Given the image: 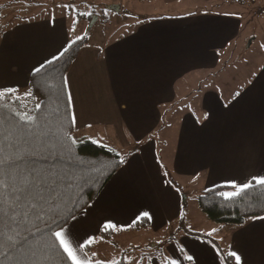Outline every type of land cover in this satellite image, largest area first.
<instances>
[{"label":"crops","instance_id":"obj_1","mask_svg":"<svg viewBox=\"0 0 264 264\" xmlns=\"http://www.w3.org/2000/svg\"><path fill=\"white\" fill-rule=\"evenodd\" d=\"M141 1L156 8L154 17L139 19L131 34L111 43L107 41L108 44L104 40L100 42L99 32L95 33L94 42L87 37L66 73L75 135L90 134L94 126L105 127L107 131L110 128L114 134L119 133L122 146L129 147L140 137L161 129L158 125L163 116L158 103L183 95L177 82L198 70L214 68L220 60L218 49L232 44L237 56L243 58L247 50H253L260 54L259 62L243 66L251 71L242 77L223 80L224 85L235 86L228 96L205 91L202 125L196 120L184 122L187 132L173 162L193 179L203 181V188L213 186L210 181L214 185L242 186L253 177H264V7H260L264 6V0H254L255 4L258 2L256 8L245 19L238 12L211 9L210 4L216 0H126L132 4ZM230 1L235 4L234 0ZM214 4L221 5L222 1ZM115 6L116 3L101 4L104 10ZM101 20L105 21L106 16L102 15ZM244 20L251 24H245ZM48 23L17 25L11 35L10 50L23 53L31 47L36 52L29 44L42 37L49 39L44 54L59 47L64 49L70 40L65 16L58 15L54 22ZM38 57L37 66L46 62ZM33 60V56L28 58V62ZM37 66L27 72L28 77ZM8 70H15L14 66L7 68L0 64V89L9 88ZM84 136L92 140L91 136ZM151 140L133 147L107 182L103 207L111 215L97 222L93 218L102 211L90 207L81 214L87 219L75 216L60 231L70 246L73 236L80 237L76 246L81 250L78 258L82 264H90L83 259L87 252L80 246L88 242L91 230L101 231L102 226L115 224L114 219L119 217L125 219L124 229L117 230L128 240L124 248H118L119 256H125L124 264L140 247V243L128 237L140 235L148 227L168 229L167 239L159 236L148 242L156 248L150 252L148 264L167 260L174 264H224L218 248L208 238L170 228L173 220L179 228L182 218L186 227L193 230L192 219L183 215L186 195L192 192L162 173L167 166L158 157ZM88 209L93 212V218L87 214ZM142 216L149 219L148 227H128ZM200 232L209 234L205 230ZM225 248L239 256L238 264H264V216L233 227ZM188 256L192 259H187Z\"/></svg>","mask_w":264,"mask_h":264},{"label":"rangeland","instance_id":"obj_2","mask_svg":"<svg viewBox=\"0 0 264 264\" xmlns=\"http://www.w3.org/2000/svg\"><path fill=\"white\" fill-rule=\"evenodd\" d=\"M221 1L222 4L218 6L214 4L217 0L214 3L212 2L210 8L221 9L219 10L221 12H238L244 19L249 18L252 9H255L258 3L256 2L255 4L254 0H234L235 4H232L230 0ZM143 2L141 1V4ZM110 3H116L117 6L121 5V8L119 7L118 10L115 8L105 10L101 8V4ZM141 4L127 3L126 0H0V64L7 65V68L12 65L15 69L7 71L8 78L6 82H8V89H14L19 95L25 94L28 90L27 72L40 63L38 56L43 57V61H48L56 57L63 49L59 47L57 50L55 49L44 54L43 50H47L49 39L45 40L42 37L38 41L29 44L36 48L37 55L36 52L30 50L31 47H28L27 49L29 50L23 53L14 52L13 49L10 50L11 35L16 31L17 25L24 23L26 26L29 22L34 24V26H37L39 23L46 25L48 22H54L58 15H64L67 20L70 39L84 33L89 41L94 42L97 39L95 33L99 32L100 42L104 40L106 44H108V42H113V39L117 40L131 34L130 32L135 29L140 21L139 19L155 16L157 11H154L156 8L148 7L146 3H143L144 5ZM180 7L187 8L188 6ZM92 11H96L97 16H92L89 20L87 18ZM102 15L106 16L105 21L101 20ZM98 17L99 19L93 22V19ZM244 22L245 24H251L249 20H244ZM118 51H120V49ZM218 51L220 60L214 68L198 70L189 74L184 79L181 78L177 82L180 84L179 87L183 90V95L176 99L173 98L158 103V105H160L159 111L163 116L158 125L161 126V129L140 137L129 147L122 146L123 140L119 136V133L114 134L110 128L109 131H107L105 127L94 126L90 134L79 132L77 136L75 135V138L80 139L81 137H86L84 135L91 136L93 141L113 147L121 158H124L132 151L133 147L143 146L147 141L149 142V140L152 139L151 141L154 147L156 146L158 157L162 159L163 163L167 166L166 170L164 169L162 173L176 180L177 185L178 183H180L181 186L185 185L192 193L200 192V188H203V181H198L196 178L193 179L192 175L190 176L182 171L180 167L178 168L175 166V162H173L177 158L178 151L180 152L181 150L180 144L183 142V136L187 132V129L184 130L185 126H183V124L187 120H196L197 123H201L202 125L204 118L203 102L205 91H213L218 96H228L235 86H226L223 84V80L242 77L244 73L251 71L250 69L244 70L243 66L249 65L250 63H258L260 56V54L253 50H247L243 58H240V56H237L234 52V46L232 44L219 48ZM32 56L34 57L33 62H28V58ZM123 67H126V64H124ZM126 130L127 128L125 131ZM117 140L120 141L118 142ZM202 176L204 177V175ZM210 182L212 185L215 183L213 181ZM233 189L234 190H229L226 193L237 191L236 186ZM106 193L107 187L105 185L94 199V201H97H93V203L87 207L98 208L102 211L96 212L94 218L93 212L89 211L90 209L86 211L87 214H89L91 218L96 219L97 222L105 220L109 217L108 215H111L109 213L107 214L104 208L106 203L104 197ZM192 193L188 196L186 195L183 215H185L186 218L190 217L192 219L190 223L193 224V230L207 231L210 235L216 237L223 247H226L233 225H224L219 228L218 224L209 220L198 208L196 195ZM81 214L83 213L80 212L76 216H79L80 220L87 219L86 215ZM123 218L124 217H119L114 219L115 224H105V226L102 227L106 233H110L109 230H115V232L111 234V238H102L100 231L91 230L92 234L88 240L90 245L87 249H85V247L83 248L87 252L85 253L86 259L90 261V263L96 260L114 262L120 258V249L118 248H124L125 242L128 241L125 238V234H121L122 231L117 230L122 228L125 221ZM117 221L119 225H117ZM208 224H211V226ZM109 225H111V227H109ZM170 226V228H175L176 232L181 231L180 228H176L177 223L174 222V220L170 223ZM167 231L168 229L166 227L162 230H152V228L148 227L145 230H141L142 233L140 235H135L131 238L128 237V239L140 243V247L138 251L131 253L130 260L127 264H148L150 252L156 249L150 246L148 242L151 238L159 236L163 240L167 239ZM79 240V236H73L71 239V247L77 252L78 256L81 250L76 246V242H79ZM161 250L162 252L164 251V249ZM158 251L160 250L157 249V252ZM164 257H168L167 254H164Z\"/></svg>","mask_w":264,"mask_h":264},{"label":"trees","instance_id":"obj_3","mask_svg":"<svg viewBox=\"0 0 264 264\" xmlns=\"http://www.w3.org/2000/svg\"><path fill=\"white\" fill-rule=\"evenodd\" d=\"M95 14L97 15L96 11H92L87 19L90 20ZM77 37L68 41L55 60L52 58L43 63V67H37L39 72L31 71L26 92H31L30 96L25 95L26 93L19 95L14 91L0 100V129L5 133L16 131L19 150L27 154L25 161L41 168H58L68 178L59 186L60 192L55 204L48 206L41 219L22 221L19 241L21 248L15 252H9L5 248L3 254H0L2 264H25L29 259L28 245L35 244L36 241L40 242L42 251L40 264H72L53 234L94 201L125 161V157L121 158L109 145L97 143L87 137L75 138L76 126L71 117L66 73L87 41L84 33ZM36 105L40 107L37 108ZM23 113L31 115L32 121L21 120L20 115ZM42 139L44 148L39 145ZM49 149L54 150L53 154H50ZM247 184L251 186L231 197L221 195L234 190L235 186L231 184L203 188L196 194L198 208L209 220L218 224L219 228L224 225L239 227L250 219L264 216V185L256 184L253 179ZM178 223L184 233L208 238L218 248L224 264H238L216 237L189 229L182 218ZM149 224V219L142 216L128 227L141 229ZM122 229L124 228H120ZM109 232L106 233L101 228V237L111 238L115 230ZM89 245L90 242H87L83 248L87 249ZM124 263L123 254L114 262L96 260L90 264ZM162 264L174 263L167 260Z\"/></svg>","mask_w":264,"mask_h":264},{"label":"snow or ice","instance_id":"obj_4","mask_svg":"<svg viewBox=\"0 0 264 264\" xmlns=\"http://www.w3.org/2000/svg\"><path fill=\"white\" fill-rule=\"evenodd\" d=\"M56 58L53 57V60ZM34 71L39 72L40 69L37 68ZM14 91V89H0V100ZM25 95L30 96L31 92ZM36 107L38 108L40 105H36ZM20 119L32 121L33 117L23 113L20 115ZM73 122H75L74 119ZM39 145L41 148L45 147L43 139L39 141ZM53 151V149H49L50 154H53ZM26 155L19 150L16 131L5 133L0 129V254H3L5 248L9 252H15L21 248L19 241L22 221L27 222L32 218L41 219L48 206L55 204L60 192L59 186L68 179L58 168H41L27 163ZM253 181L256 184L264 185V177H253ZM250 186V184H244L238 186L236 192L221 193V195L235 196ZM53 235L58 239L72 264H82V259L78 258L77 252L70 246L64 233L57 231ZM27 254L29 259L25 264H40L42 255L40 242L29 244ZM231 255L239 262V256L235 253ZM83 259L86 260V257ZM187 259L191 260L192 257L188 256Z\"/></svg>","mask_w":264,"mask_h":264},{"label":"water","instance_id":"obj_5","mask_svg":"<svg viewBox=\"0 0 264 264\" xmlns=\"http://www.w3.org/2000/svg\"><path fill=\"white\" fill-rule=\"evenodd\" d=\"M115 9L118 10L119 9L118 6L117 7L115 6Z\"/></svg>","mask_w":264,"mask_h":264}]
</instances>
